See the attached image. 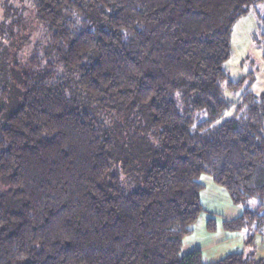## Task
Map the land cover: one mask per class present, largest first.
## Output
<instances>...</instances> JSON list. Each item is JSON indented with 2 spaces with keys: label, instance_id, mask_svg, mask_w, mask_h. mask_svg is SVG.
<instances>
[{
  "label": "trees",
  "instance_id": "obj_1",
  "mask_svg": "<svg viewBox=\"0 0 264 264\" xmlns=\"http://www.w3.org/2000/svg\"><path fill=\"white\" fill-rule=\"evenodd\" d=\"M256 1L4 9L0 264H264L254 249L213 261L183 250L204 210L203 173L243 205L224 228H249L251 247L264 236V92L224 66L233 24ZM28 21L43 39L20 59ZM241 88L228 114L225 90Z\"/></svg>",
  "mask_w": 264,
  "mask_h": 264
},
{
  "label": "rangeland",
  "instance_id": "obj_2",
  "mask_svg": "<svg viewBox=\"0 0 264 264\" xmlns=\"http://www.w3.org/2000/svg\"><path fill=\"white\" fill-rule=\"evenodd\" d=\"M7 6L24 7L28 15L31 0H0V24L4 19V9ZM100 26H105L104 21L97 20ZM29 37L19 51V58L25 59L35 45L42 41L44 28L41 24L34 27L31 21ZM33 25V26H32ZM225 69L232 79L244 78V86L256 94L264 92V0H259L250 6V10L241 15L233 24L231 36V54L224 63ZM244 89L225 90L226 96L233 101L241 98ZM152 135V133H150ZM200 180L204 183L201 199L204 210L194 223V229L184 239L183 250L186 248H202L205 260L220 258L225 254L236 251H249L252 247L245 242L249 228L232 231L224 228L223 219L238 208L243 210L242 204L234 203L226 187L216 182L208 173H203ZM257 199L251 200L252 204ZM250 202V203H251ZM216 217V227H208L209 216ZM258 236H261L258 234ZM261 238V237H260Z\"/></svg>",
  "mask_w": 264,
  "mask_h": 264
},
{
  "label": "crops",
  "instance_id": "obj_3",
  "mask_svg": "<svg viewBox=\"0 0 264 264\" xmlns=\"http://www.w3.org/2000/svg\"><path fill=\"white\" fill-rule=\"evenodd\" d=\"M240 212L241 211L238 208H236V210L233 211V212H230L229 216H227L226 218H232V217L238 215ZM259 235H261V234H259ZM254 243L255 244H254V246H252L251 249L255 250L256 257H264V236L263 235L258 236V234H257L256 237H255ZM196 248L202 249L200 247H196ZM196 248H194V249H196ZM190 250H191L190 248L189 249L186 248V250H184V252H188ZM216 259H218V258H213V259L211 258L210 260H205V259L204 260L205 261H213V260H216Z\"/></svg>",
  "mask_w": 264,
  "mask_h": 264
}]
</instances>
